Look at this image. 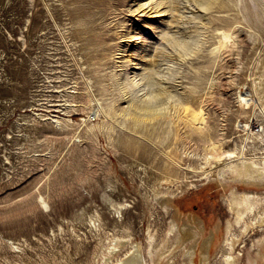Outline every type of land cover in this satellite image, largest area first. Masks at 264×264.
Returning a JSON list of instances; mask_svg holds the SVG:
<instances>
[{
	"label": "rangeland",
	"instance_id": "374dc122",
	"mask_svg": "<svg viewBox=\"0 0 264 264\" xmlns=\"http://www.w3.org/2000/svg\"><path fill=\"white\" fill-rule=\"evenodd\" d=\"M151 68L203 108L215 148L183 120L168 129L154 125L159 114L137 121L125 110L148 90L128 87L130 72ZM246 122L264 123V0H0V264H112L136 242L150 261L176 207L223 230L219 157L264 154Z\"/></svg>",
	"mask_w": 264,
	"mask_h": 264
},
{
	"label": "bare ground",
	"instance_id": "6f19581e",
	"mask_svg": "<svg viewBox=\"0 0 264 264\" xmlns=\"http://www.w3.org/2000/svg\"><path fill=\"white\" fill-rule=\"evenodd\" d=\"M196 1L204 9H209L216 2V0ZM230 37L231 33L224 32L218 47L226 45ZM168 41L178 48V55L182 57V35L168 37ZM183 48L186 52L193 49L189 42H185ZM136 64L138 65L139 62ZM130 73L131 75L128 76L130 79L127 78L128 87L134 84L148 86L146 93H135L125 108L137 121L159 114L154 125L166 126L170 129L174 123L182 124L183 120L188 131L191 133L198 132L201 139H209L210 147L215 148V141L210 138L208 130L202 126L203 123H206V113L203 108L191 107L188 100L182 99L181 95L170 89L163 81L158 84L155 77L157 71L154 68L142 72L133 70ZM138 75L140 76L138 77ZM132 91L135 90H128V92ZM258 97L260 99L263 97L261 92H259ZM240 100L244 107L254 103V98L249 93L240 95ZM169 105L176 112V116H171L167 111ZM182 110L185 114L183 119ZM244 129H248V138L254 139L255 137L264 144V123L253 130L252 124L246 122ZM218 155L221 154L218 153ZM224 158L219 157V159H223V162L216 171V181L225 190H230L227 195V202L231 216L223 230L220 221H217L207 231V225L202 218L193 212L185 214L176 207V215L169 226L168 242H166L167 240L164 241L163 245H161L162 243L157 245V243L151 242L149 246L150 261H145L141 245L136 242L132 243L125 257L114 261L112 264H147L148 262L149 264H171L173 257L178 256V253L181 264H198L197 255H199V264H241L245 251H250L252 248L256 249V255L246 258L245 264H264V232L257 239V243L253 241L249 246L246 244V238L253 229L264 230V154L242 156L230 159V161H226ZM240 183L248 189L240 191L238 188ZM164 196L170 197L169 194H164ZM249 227H251L250 231L248 230ZM150 236L153 237L152 234ZM125 241L122 239L114 249L120 248L121 242L124 244Z\"/></svg>",
	"mask_w": 264,
	"mask_h": 264
}]
</instances>
